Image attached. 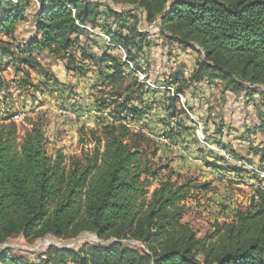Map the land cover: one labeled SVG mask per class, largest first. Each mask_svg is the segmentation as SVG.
<instances>
[{"label": "trees", "instance_id": "obj_1", "mask_svg": "<svg viewBox=\"0 0 264 264\" xmlns=\"http://www.w3.org/2000/svg\"><path fill=\"white\" fill-rule=\"evenodd\" d=\"M28 2L32 1L0 0V55L10 57L8 64L14 60L42 67L38 57L48 53L85 75L91 69L75 67L76 52L84 62L94 59L97 69L92 71L98 79L91 97L96 111L90 129L93 147L67 164L61 151L50 152L44 124L34 117H26L30 128L19 141L13 120L17 111L0 63V244L15 235L32 242L49 236L75 239L85 232L103 242L76 248L50 245L36 261L5 256L0 260L8 264H264V179L253 169H232L237 175L247 172L262 187L254 185L246 207L234 209L231 219L215 222L212 231L200 236L184 218L187 201L196 191L207 189V183L183 178L168 165L154 166L157 149L142 145L154 142L140 123L148 112L144 85L128 80L125 73V66L136 64L150 46L149 31L139 28L146 20L165 40L202 56L190 77L174 73L169 84L175 86V93L205 79L224 81L227 89L236 92L245 83L264 86V0H37V6H31L36 36L17 57L10 41L1 36L15 38L18 24L27 18ZM83 26L100 28L112 45L127 53L124 59L107 51L97 57L89 43L79 42L85 35L91 37ZM44 70L53 85L59 84ZM23 71L30 75L25 67ZM23 83L39 87L29 79ZM177 100L168 96L170 112ZM136 124L140 128L134 129ZM257 128L264 132V123L254 132ZM250 149L260 154L263 163L264 144ZM206 163L218 172L226 169Z\"/></svg>", "mask_w": 264, "mask_h": 264}, {"label": "rangeland", "instance_id": "obj_2", "mask_svg": "<svg viewBox=\"0 0 264 264\" xmlns=\"http://www.w3.org/2000/svg\"><path fill=\"white\" fill-rule=\"evenodd\" d=\"M30 1V8L25 13L27 18L18 24L15 38L1 36L3 40L10 41L17 57L21 56L19 50L36 36L32 22L34 7L31 6H37V0ZM139 28L149 31L147 39L150 46L144 48L134 62L139 69L133 67L140 73L134 72L130 64L125 66V73L128 80H137L144 85L142 89L148 112L140 123L145 124V133L154 142H143L142 145L157 149L153 157L154 166L168 165L183 178H191L199 184L207 183V189L196 191L195 197L187 201L188 211L184 218L202 236L213 230L215 222L231 219L234 209L250 203L255 180L247 172L237 175L232 169L243 168L240 161H253V167L264 171L260 154L250 153V147L259 149L264 144V132L259 128L254 132L255 126L264 123V86L245 83V88L236 92L227 89L224 81L210 82L205 79L186 88L183 93H175V86L169 84L174 73L183 72L190 77L202 56L192 49H184L177 41L165 40L159 29L146 20L139 24ZM87 30L91 37L85 35L79 42L89 43L90 51H94L97 57L107 51L124 59L126 52L120 46L112 45L100 28H92L93 32ZM75 55L78 58L76 68L80 65L90 67L87 75L67 68L65 61L48 53L38 57L42 67L14 60V64H8L10 57L0 55L17 111L13 120L18 125L19 141L30 128L26 117L41 119L49 139L50 152L61 151L67 157V164L73 156H81L83 151L93 147L90 129L95 126L96 115L91 97L95 91L93 85L98 79L92 69H97V63L94 59L82 61L78 52ZM24 67L29 76L23 71ZM44 69L58 78L59 84L53 85V80L43 75ZM23 79H29L39 87L26 85ZM170 95L178 97V100L171 110L175 111L174 116L167 119L171 113L167 109ZM133 128L138 129L140 125L136 124ZM248 132H254L255 136L250 134L247 137ZM247 141H250L249 145ZM206 161L218 163L226 169L218 172ZM102 242L90 232L82 233L75 239L49 236L32 242L15 235L0 244V256L12 261L21 257L25 258L24 261H36L50 245L76 248L84 243ZM0 264L8 263L0 260Z\"/></svg>", "mask_w": 264, "mask_h": 264}, {"label": "built area", "instance_id": "obj_3", "mask_svg": "<svg viewBox=\"0 0 264 264\" xmlns=\"http://www.w3.org/2000/svg\"><path fill=\"white\" fill-rule=\"evenodd\" d=\"M83 27H85V28H87V29H89L90 31L93 32V30H92L89 26H83ZM129 64H130L131 67L134 69L133 64H132L131 62H129ZM135 71L139 72L138 70H135ZM139 73H140V72H139ZM17 118H19V116H17ZM252 136H255V135L253 134ZM244 142H245V141H244ZM246 143L249 145V144H250V141H247ZM227 158H228V159H231V158H229V157H227ZM240 163L243 164L244 167H246V168H248V169H250V170L253 169V170L257 171L258 174H259V176H260L262 179H264V171L258 170L257 168L253 167L250 163H248V162H246V161H240ZM256 185L262 187V185H260L259 183H257Z\"/></svg>", "mask_w": 264, "mask_h": 264}]
</instances>
